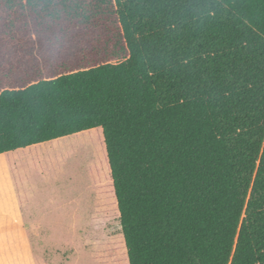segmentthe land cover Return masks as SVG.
<instances>
[{
  "label": "trees",
  "instance_id": "16d2710c",
  "mask_svg": "<svg viewBox=\"0 0 264 264\" xmlns=\"http://www.w3.org/2000/svg\"><path fill=\"white\" fill-rule=\"evenodd\" d=\"M81 133L126 264H264V0H0V154Z\"/></svg>",
  "mask_w": 264,
  "mask_h": 264
},
{
  "label": "rangeland",
  "instance_id": "374dc122",
  "mask_svg": "<svg viewBox=\"0 0 264 264\" xmlns=\"http://www.w3.org/2000/svg\"><path fill=\"white\" fill-rule=\"evenodd\" d=\"M41 155L36 162L44 175H55L57 185L44 182L32 168L24 170L32 188L24 186L29 196L25 219L41 225L42 238L61 258H68V264H115L112 258L118 256L112 251L120 228L110 197L100 190L105 166L95 136L61 141L44 147ZM29 159L23 156L24 167Z\"/></svg>",
  "mask_w": 264,
  "mask_h": 264
},
{
  "label": "crops",
  "instance_id": "0c3cea01",
  "mask_svg": "<svg viewBox=\"0 0 264 264\" xmlns=\"http://www.w3.org/2000/svg\"><path fill=\"white\" fill-rule=\"evenodd\" d=\"M81 134L90 135L89 133ZM81 134L0 154V264L69 263L70 260L68 258H61L58 251L50 249L48 245L50 243L42 238L41 225L25 219L24 208L28 203L29 196L24 191V186H28L30 190L32 188L28 184V178L24 170L32 168L38 172L44 182L54 181L57 185L54 178L55 175L52 176L49 173L44 175L42 167H39V163L36 160L40 162L44 147L57 145L61 141L79 137ZM24 155L30 156L26 167L22 163ZM33 158L35 160H32ZM110 200L114 209L113 200L111 198ZM121 240L120 233V238L116 241L112 251V255L114 257L117 255L118 257L112 258V260L117 264H126L125 251ZM101 264L114 263L102 261Z\"/></svg>",
  "mask_w": 264,
  "mask_h": 264
},
{
  "label": "water",
  "instance_id": "95a60500",
  "mask_svg": "<svg viewBox=\"0 0 264 264\" xmlns=\"http://www.w3.org/2000/svg\"><path fill=\"white\" fill-rule=\"evenodd\" d=\"M120 227V226H119Z\"/></svg>",
  "mask_w": 264,
  "mask_h": 264
}]
</instances>
